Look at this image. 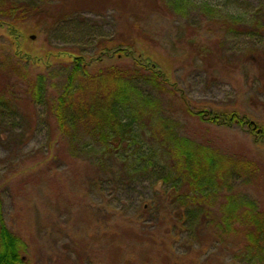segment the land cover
<instances>
[{
    "label": "rangeland",
    "instance_id": "1",
    "mask_svg": "<svg viewBox=\"0 0 264 264\" xmlns=\"http://www.w3.org/2000/svg\"><path fill=\"white\" fill-rule=\"evenodd\" d=\"M67 1L80 11L70 25L15 21L19 47L31 58L27 64L16 61L13 40L0 29L1 75L50 74L60 88L68 61L54 54L95 60L104 49H97L99 36L108 40L122 33L134 56L149 59L180 91L138 83L179 136L260 165L255 176L237 178L234 189L264 210V147L253 143L254 132L200 121L179 99L193 111L234 113L264 128V0H193L182 12L160 0L156 6L125 0L121 19L103 0ZM205 4L214 7L211 17L202 10ZM107 65L133 63L102 58L92 64ZM7 92L13 118L0 115V198L6 227L26 245L24 264H264L260 254L258 261L241 260L242 240L223 236L209 222L193 230L177 223L171 190L155 176L130 179L120 162H109L99 173L94 159L73 157L62 140L63 146L54 145L57 128L48 107H33L19 91Z\"/></svg>",
    "mask_w": 264,
    "mask_h": 264
},
{
    "label": "trees",
    "instance_id": "2",
    "mask_svg": "<svg viewBox=\"0 0 264 264\" xmlns=\"http://www.w3.org/2000/svg\"><path fill=\"white\" fill-rule=\"evenodd\" d=\"M55 1L57 5H51ZM103 1L105 8H115L121 19L127 2ZM143 1L156 6L154 3L159 0ZM160 1L176 12L194 6L193 0ZM202 10L210 17L214 14L210 4H205ZM79 13L78 7L67 0H39L36 5L0 0V29H5L13 40L16 61L27 64L31 58L19 47L15 27L18 18L35 19L39 26L50 22L52 27H59L73 23ZM121 35L116 32L108 40L100 35L102 39L97 49H104L95 60L74 52L54 54L55 59L68 61L60 88L50 74L33 76L25 71H14L11 79L9 74L2 76L0 70L5 83L0 87V110L5 112L0 115L8 116L5 119L13 118L9 90L19 91L24 101L33 107L47 106L57 128L53 134L57 137L54 145L63 146L64 142L73 157L85 154L94 159L99 173L109 167V162H120L125 176L130 179L155 176L171 190L168 197L178 205L177 223L193 230L209 222L223 236L242 240L241 260L258 261L259 254L264 258V210L239 196L234 189L237 178L255 176L260 165L179 136L175 124L162 117L160 104L143 92L138 83L155 89L168 86L175 95L180 91L149 59L136 58L129 41ZM102 58L130 59L133 65L94 69L92 64ZM179 99L192 117L216 127L232 124L246 127L247 132L255 134L253 143L264 147V128L257 129L247 123L246 116L193 111L182 95ZM25 251L24 241L6 227L0 198V264H24Z\"/></svg>",
    "mask_w": 264,
    "mask_h": 264
}]
</instances>
